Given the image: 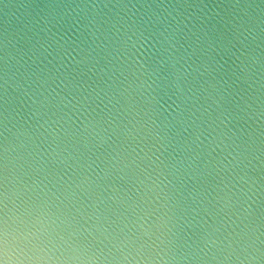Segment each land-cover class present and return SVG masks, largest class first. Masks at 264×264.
<instances>
[{
    "label": "water",
    "instance_id": "95a60500",
    "mask_svg": "<svg viewBox=\"0 0 264 264\" xmlns=\"http://www.w3.org/2000/svg\"><path fill=\"white\" fill-rule=\"evenodd\" d=\"M0 264H264V0H0Z\"/></svg>",
    "mask_w": 264,
    "mask_h": 264
}]
</instances>
